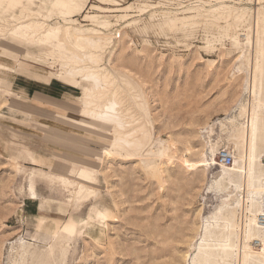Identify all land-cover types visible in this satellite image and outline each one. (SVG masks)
I'll return each instance as SVG.
<instances>
[{"label":"rangeland","instance_id":"1","mask_svg":"<svg viewBox=\"0 0 264 264\" xmlns=\"http://www.w3.org/2000/svg\"><path fill=\"white\" fill-rule=\"evenodd\" d=\"M261 5L264 0H0V122L11 125L10 147L0 151V264H224L203 256L219 249V208L241 195L219 179L223 166L237 165L231 134L257 108L251 83L254 59L264 62V32L256 28ZM31 21L64 31L16 39ZM76 27L89 28L98 45L72 37ZM85 51L136 85L152 134L166 144L162 155H129L112 140L118 129L112 111H84L85 90L95 83L86 71L70 73L62 54L85 58ZM83 60L79 66L91 63ZM14 78L61 104L70 99L74 112L49 103L55 114L25 106L35 102L14 89ZM66 112L90 119L105 137L100 148L113 147L97 169L100 193L84 201L76 198L77 186L52 174L63 157H86L57 136L90 135L60 118ZM222 148H233L232 165L218 163ZM241 218L239 208L238 223ZM67 227L75 231L65 239Z\"/></svg>","mask_w":264,"mask_h":264},{"label":"bare ground","instance_id":"2","mask_svg":"<svg viewBox=\"0 0 264 264\" xmlns=\"http://www.w3.org/2000/svg\"><path fill=\"white\" fill-rule=\"evenodd\" d=\"M244 15L241 17L236 14L235 16L240 21L246 22L248 18ZM256 17L257 31L264 32V5L258 8ZM44 24L45 22H29L25 32L31 36L33 33L40 34L46 31V35L58 36L62 35L64 31L61 25H50L43 30L47 26ZM70 32L71 36L78 40L91 43L94 47L98 45L99 40H91L88 36L91 32L89 28L76 27ZM236 46H238V42ZM259 48L263 54L264 47ZM85 53L87 55H83L85 58L79 55L70 57L62 54V56L69 61L70 73L76 74L86 71L88 72L86 75L92 78L95 83L91 92L85 96L86 106L92 108V112L95 113L106 110L113 112L112 119H114L115 126L118 127L114 133L113 142L118 147L124 148L129 155L144 154L148 158L150 155H160L166 151V144L164 145L161 139L155 138L152 134L150 112L144 105L143 97L138 95V92L137 94L136 91H133L136 89V85L131 82L132 80L119 70L120 78H118L116 69L111 67L109 63L108 66L104 67L105 62L101 56L98 57L91 51H85ZM258 58L254 59L255 71H253L251 83L252 100L257 108L250 109L247 123L239 126L231 134L230 142L233 140L239 151L238 161L235 160L237 165L233 167L223 166L224 173L219 179V183L227 187V190L230 186L231 188L234 187V190L239 191L241 195L237 197L234 194L235 197L231 202L224 203L219 208V219H217L221 227L217 244L219 249L203 256L204 260L210 261L220 257L224 264H234V260L237 261V264H249L251 262L264 264V220H262L264 219V210L261 200L264 193V62L262 63ZM83 59L90 60L91 63L79 66L78 63H81ZM139 108L141 111H138ZM90 148V155H87L84 162H91L92 165L99 166L100 162L103 161V156L106 159L113 156V147L111 146L100 148L93 145ZM230 150L235 157L233 148ZM183 165L188 170H192V165L186 158L183 159ZM95 182L94 187L81 183L76 190L77 200L84 201L97 197L100 188L98 180ZM224 186L222 187L224 188ZM66 206V204H61V214L64 213L63 209ZM239 208L240 211L242 210L240 223L236 220ZM210 220L208 221L210 222ZM74 231L72 227L65 228L63 237L65 239L70 238ZM200 257L202 258V256Z\"/></svg>","mask_w":264,"mask_h":264},{"label":"crops","instance_id":"3","mask_svg":"<svg viewBox=\"0 0 264 264\" xmlns=\"http://www.w3.org/2000/svg\"><path fill=\"white\" fill-rule=\"evenodd\" d=\"M33 22V21H31ZM34 22H41V21H34ZM23 26H25V30L22 32L21 34H18L15 36V38L17 39V37H21L23 38V34L24 36H28V38H33V36H29L28 34H26V26L27 24H23ZM42 34V33H40ZM43 35L47 36L45 33H43ZM11 58L16 62V65H18L19 60L17 59L18 56L17 55H13L12 53H10ZM14 89L16 91H18L20 93L21 96H23L25 99H27V97L31 98L34 100V104H29V103H25L24 105L29 107V108H39L40 110H42L43 112H49L52 114H55L57 111H54L50 108H48L47 105L49 104H53V105H57L60 107V109H64L66 111H72L74 112V108L71 106L74 102L71 101L70 99H68L66 102V104H61L57 101H55L53 99L52 96L48 95V94H43L41 93V91L39 93L38 92L40 89H37L33 84H30L26 81V79L23 78H14L11 81ZM49 87H47L48 89ZM50 89V88H49ZM92 89H87L85 90V95L83 98L84 101V111L86 107V103H85V96L91 92ZM1 91V90H0ZM49 103V104H48ZM47 104V105H46ZM91 109V108H89ZM27 111L28 114L33 113L31 110L25 109ZM41 111V112H42ZM86 112V111H85ZM67 113V112H66ZM60 118H66L69 121H73L74 123H77L79 125H82L85 128H89L86 129L90 132V135H85V136H77L76 138H69V137H65L64 135L61 134H57L58 137L61 138H65L64 140L75 144L79 147H81V151L85 153L84 158L78 159V158H73V157H63L61 163L59 164L61 169L59 168L58 171H54L52 174L55 176V179L58 180H67V183H71V186H76L77 187L81 184V183H86L87 185L90 186H94V184L96 183L95 181L98 180V184H99V188L101 189V179H100V172H98L97 169H100V164L99 166L96 165H92L91 162H84V160L87 158V155H90V147L91 146H97V147H102V142L103 140H105V137L102 136L101 130H97V129H93V127H96V125L92 124V121L90 119H85V118H80V117H76L75 114H65L64 116L60 115ZM11 129V125L10 124H6V123H1L0 122V151H3L5 153V148L6 147H10V131ZM92 134V135H91ZM98 136V137H96ZM30 158L33 162L34 165L36 166H40V164H37L34 162L35 158H38V156H35L33 154H30ZM42 158V157H40ZM14 161L19 164L18 162V158H13ZM35 170H43L41 168L38 167H34ZM57 170V169H55ZM44 171V170H43ZM70 178H73L72 180ZM65 183V182H63ZM73 183V184H72Z\"/></svg>","mask_w":264,"mask_h":264},{"label":"built area","instance_id":"4","mask_svg":"<svg viewBox=\"0 0 264 264\" xmlns=\"http://www.w3.org/2000/svg\"><path fill=\"white\" fill-rule=\"evenodd\" d=\"M219 164L230 166L234 162V156L230 149L222 148L218 154ZM264 220V219H262Z\"/></svg>","mask_w":264,"mask_h":264}]
</instances>
